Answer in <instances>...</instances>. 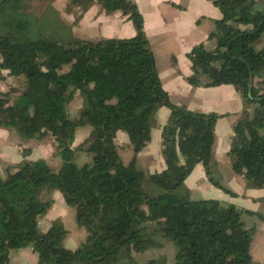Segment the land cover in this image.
<instances>
[{
	"label": "trees",
	"instance_id": "obj_1",
	"mask_svg": "<svg viewBox=\"0 0 264 264\" xmlns=\"http://www.w3.org/2000/svg\"><path fill=\"white\" fill-rule=\"evenodd\" d=\"M6 1L9 23H18L0 34V75L5 71L21 85L13 95H0V128L24 142L51 138L60 165L54 170L43 159L22 160L0 173V264H9L11 250L28 247L37 264H137L135 255L160 249L162 239L175 247L173 264H259L250 256L254 228L244 227L240 210L187 197L184 181L197 164L212 186L236 196L214 175L211 156L216 122L225 115L170 101L134 0H69V8L81 12L96 3L105 15L120 12L136 31L130 38L70 42L50 34L34 37L29 27L37 21L22 13L19 0L18 11L16 0H0V14ZM211 3L222 17L213 22L211 45L199 43L187 54L192 74L186 82L230 85L255 106L234 125L227 156L247 188L264 190V45L258 48L264 0ZM75 100L82 107L71 118L67 106ZM162 108L169 112L160 132L165 167L146 173L137 166L138 154L151 141ZM86 126L89 136L72 147L74 131ZM119 131L132 146L128 162L116 146ZM82 152L91 161L79 166L73 159ZM43 190L59 191L74 208L76 224L85 230L78 248L63 246L67 230L61 223L39 232V220L53 205L40 200Z\"/></svg>",
	"mask_w": 264,
	"mask_h": 264
},
{
	"label": "crops",
	"instance_id": "obj_2",
	"mask_svg": "<svg viewBox=\"0 0 264 264\" xmlns=\"http://www.w3.org/2000/svg\"><path fill=\"white\" fill-rule=\"evenodd\" d=\"M136 4L144 22L146 23V25L144 24V33L156 59L162 89L167 93L170 101L173 104L183 106L190 111L202 113L212 112L221 116L225 115L218 119L214 130L215 143L213 150L216 152V150L220 148L219 145H223L224 142L222 127L224 125L228 127L229 125L227 124H230V131L233 130L232 121L229 122V120L226 119L238 118L239 113L243 110L241 106L243 100L230 85L208 88L192 87L188 85L186 78L192 74L191 64L187 54L199 43H204L209 46L211 45L210 42L208 43V35L214 29L213 22L221 19L222 15L220 11L213 6L211 0H145L143 1V6L140 5L138 1H136ZM93 7L97 9V13L100 12L103 19L98 21V14H95L92 26L99 29L100 24H106L107 26H110L112 35H118L117 32L123 31L128 32V34H130L128 36L130 37L135 35L136 31L132 30L133 24L131 21L127 20L126 16H123L120 12L105 15L97 3L90 6V8L82 14L79 20V25L81 27H83L85 23H88V15L91 13L90 10ZM105 28L109 29V27ZM130 37L111 38L122 39ZM162 55L164 56L163 59H161ZM159 57L162 64L161 66L158 65ZM168 115L169 112L165 108L159 110L156 115L158 125L151 131V141L138 154V163L141 159L145 158L151 160L149 165L146 166L150 169L149 173L159 172L165 167L161 158L160 132ZM117 135L118 134H116V138ZM127 140L128 138L124 136L121 140L122 144L126 143ZM116 141L117 140L115 139V142ZM229 143L230 141L228 139L225 149L227 151L229 150V147L227 148ZM116 146L122 159L125 162H128V157H130V155L132 157L133 154L132 146L130 144L122 145V152L120 151L118 144H116ZM123 154L126 156H123ZM27 155L29 156V153H27L26 156ZM214 162L219 170L218 162L215 160ZM218 179L222 187L235 193L236 197L226 194L222 190L212 186L208 181L205 168L202 164H197L194 167L190 175L184 181V187L188 191L197 194L199 198L197 200H217L222 204H232L236 207L235 204H237L238 199L241 198V201L251 202V205L247 210L254 211L252 213L256 214L253 215H257V213L263 214V211H260L256 206L255 201L256 199L264 197V190L249 189L246 187L245 183L242 184L241 189H237L236 187L239 186H236V184L230 185L231 180H234L235 178L227 176L226 181L222 178ZM57 196V199L61 201L62 196ZM61 207V209L64 208L63 206ZM246 214L251 216L248 213ZM253 215L251 217L256 219L250 228H254L252 240L253 238L257 240L264 237V221ZM71 241H73L71 244L74 246V248L71 249L78 248L79 245H77L74 240ZM252 245L253 242L250 247L252 261L255 263H262L261 259L253 256ZM25 258V255L20 256L18 257V261L23 264Z\"/></svg>",
	"mask_w": 264,
	"mask_h": 264
},
{
	"label": "rangeland",
	"instance_id": "obj_3",
	"mask_svg": "<svg viewBox=\"0 0 264 264\" xmlns=\"http://www.w3.org/2000/svg\"><path fill=\"white\" fill-rule=\"evenodd\" d=\"M21 6L22 13L26 14L28 17L35 18L37 21L36 24L31 25L29 27V31L31 33H34L36 37L37 34L41 35H57L62 42H70L75 39H82V40H93L97 41L99 39H110L111 37H130L128 35V32H117V34L111 33L110 26H107L106 24L99 25V29L92 26L94 15H97L98 21L103 19L101 17L100 12L97 13L96 8H91L89 15H88V23H85L83 27L79 25V20L76 22L78 16H82L84 12H81L78 10V7L75 8H69V0H19ZM139 2L140 5L143 6V1L145 0H136ZM134 0V2L136 3ZM8 1L3 2L2 8L6 10L4 14H0V34L8 32V30L13 26V23H18V18L15 20L12 24L9 23L10 18V8L7 7ZM7 4V5H6ZM17 4V10L18 11V0H16ZM19 5V6H20ZM9 8V9H8ZM139 11V10H138ZM16 14V13H15ZM142 16V15H141ZM18 17V12H17ZM143 20V17H142ZM146 23L143 20V30H145ZM102 26V27H101ZM109 27V29L105 28ZM132 30L135 31V27L132 26ZM209 41V40H208ZM264 45V37L261 38L260 43L258 45V48H261ZM164 56L162 55L161 59H163ZM158 65L161 66L160 57L158 58ZM2 75H0V95L7 94L11 92L10 94L13 95L16 93V91L12 92V88L21 85L18 80H14L13 78L9 77L7 75V72L3 71L1 72ZM204 81H206V78H203ZM257 83V82H256ZM242 111L239 113L238 118H229L226 120L232 121V125H234L243 119L245 115L251 114L252 111L255 108L254 105L246 104L244 101L241 103ZM82 103L79 100H75L71 102L67 106V113L69 117H77L79 111L81 110ZM228 127L224 125L223 128V138L224 142L223 145H219L220 148L216 150V152L212 153V159L217 161L219 164V170L217 168V174H214L217 178H222L226 181V177L235 178L234 180H231L230 185L239 186L236 187L237 189L242 188V184L246 181L235 175L230 167V160L227 156L228 151L226 149V145L229 141H231V138L233 136V130L231 127L230 131V124ZM91 131V128L89 126L86 127H79L74 131V135L72 138V147H76L79 144H81L88 136ZM229 133V134H228ZM116 138V144H118L120 151L122 152V145L129 144V141L127 140L126 143L121 142L122 138L125 136L127 138V135L124 131H119L117 133ZM230 135V138H229ZM122 144V145H121ZM225 144V146H224ZM230 145V143H229ZM227 146V148L229 147ZM125 152V151H124ZM25 153H29V156H25ZM123 156H126L123 154ZM31 160L35 161L38 159H43L46 161V163L52 167L54 170H57L60 165V159L56 156V153L54 152V143L51 138H47L41 141L37 140H30L27 142H24L20 140L15 133L12 131H8L5 129L0 128V173L3 174L7 166H13L22 160ZM128 159H131L128 157ZM73 161L81 166L84 164H88L91 161V155L82 152V153H76L74 156ZM149 158L141 159L139 163L137 164L138 168L145 170L146 173H149L150 169L149 167H146L150 163ZM220 171V172H219ZM236 182V183H235ZM57 195L61 196L59 191L56 190H43L41 194H39L40 200H51L53 201V205L50 208V210L46 213L45 216L42 217V219L39 220L38 223V230L39 232L43 233L46 231V229L52 224V223H61V225L67 230V234L63 238V246L66 249L74 248V246L71 244V240H74L77 245H80V241H83L85 238V230L81 227H79L76 224L75 221V210L73 207L67 206L63 199L58 200ZM189 200H197L198 195L194 194L192 192H188L187 195ZM236 197V196H234ZM57 199V200H56ZM242 199H238L236 208L242 212L241 214V220L244 224V227L247 229H250L252 227L254 221L256 218L251 217L253 214L251 210H247V208L251 205L250 201H241ZM246 200V199H244ZM256 206L260 211H263L262 219L264 221V199L261 197L260 199H256ZM64 204V205H63ZM225 206L230 204H223ZM63 206L64 208L61 209ZM61 211V212H60ZM246 213L250 214L251 216L247 215ZM258 216V215H253ZM260 238V237H259ZM163 240V241H162ZM161 242L163 243V247L161 249H150L147 252L139 253L135 255V261L137 264H146L150 260H155L156 264H173L174 262V254H175V247L172 244L171 241L162 239ZM259 240V241H258ZM264 237H261L260 239L253 238L252 242V254L254 257H257L258 259L262 260V263H264ZM28 253V254H27ZM25 255V262L23 264H37V255L33 252H31L30 248H24V249H14L10 251V260L9 264H21L20 261H18V257Z\"/></svg>",
	"mask_w": 264,
	"mask_h": 264
}]
</instances>
